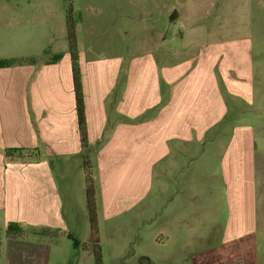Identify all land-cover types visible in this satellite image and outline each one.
I'll return each instance as SVG.
<instances>
[{
	"label": "crops",
	"instance_id": "0c3cea01",
	"mask_svg": "<svg viewBox=\"0 0 264 264\" xmlns=\"http://www.w3.org/2000/svg\"><path fill=\"white\" fill-rule=\"evenodd\" d=\"M142 2L78 5L96 209L100 194L106 215L119 214L120 202L151 194L155 169L162 174L182 153L209 143L220 153L228 204L220 245L209 252L225 251L220 264H248L241 250L251 253L264 242V119L255 128L243 118L255 89L264 94V66L253 64L251 0ZM19 5V17L0 18V62H12L0 66V223L63 237L70 222L58 178L64 184L74 166L82 172L83 156L65 13H59L63 30L54 4ZM5 25L11 27L6 33ZM259 103L256 110L264 111ZM138 169L146 171L141 191ZM208 217L213 231V211ZM87 227V241L75 239L76 250L90 243ZM206 255H194L197 264Z\"/></svg>",
	"mask_w": 264,
	"mask_h": 264
},
{
	"label": "rangeland",
	"instance_id": "374dc122",
	"mask_svg": "<svg viewBox=\"0 0 264 264\" xmlns=\"http://www.w3.org/2000/svg\"><path fill=\"white\" fill-rule=\"evenodd\" d=\"M137 1V4H143L144 0ZM19 4H54L52 11L58 15L59 20V13L66 15L70 8L76 23L82 17L79 4L118 3L117 0H0V18L19 17ZM248 9L249 32L254 45L253 64L264 66V0H251ZM38 12L37 9L32 10V15L38 16ZM97 12L94 10L93 13ZM60 22L64 30L63 16ZM45 24L50 25L47 20ZM3 28L6 33L7 28L11 27L5 25ZM77 34L79 36L78 29ZM260 100L264 102V94L255 89L254 106L249 108L248 116L243 117H248L255 128L264 119V111L256 110L262 107ZM163 165L168 166L169 163ZM65 172L64 184L58 178L62 191L63 216L66 222H70L64 233L83 243L87 241L88 235L83 171L79 173L74 166ZM138 172L137 187L141 191L145 188L146 171L138 169ZM153 173L155 177L151 184V194L148 196L145 192L137 202H120L119 209L122 212L119 214L109 212L106 215L108 211L100 207L103 198L97 195L101 264H197L194 255L205 252L207 255L199 260L200 264L212 258L215 264L224 263L220 259L227 257L224 250L213 254L208 248L220 245L221 230L226 223L228 211L226 183L220 178L218 149L206 143L205 146L187 150L176 159V167H168L162 174L160 167ZM196 211L202 212L203 216L198 219ZM209 211H213V231L209 230ZM5 232L0 223V264H94L90 251L81 247L76 250L73 241L65 235L60 237L48 230L22 228L16 239H8ZM250 250L251 253L249 250H241L245 262L264 264V242L259 241V248L251 247Z\"/></svg>",
	"mask_w": 264,
	"mask_h": 264
},
{
	"label": "trees",
	"instance_id": "16d2710c",
	"mask_svg": "<svg viewBox=\"0 0 264 264\" xmlns=\"http://www.w3.org/2000/svg\"><path fill=\"white\" fill-rule=\"evenodd\" d=\"M76 23L72 17V11L69 8L65 15V32L67 41V53L70 59L73 94L75 102V116L77 129L80 139L82 156V171L84 177L85 207L88 215L90 243L81 246V249L90 251L94 264H101V250L99 246L98 227H97V209L95 203V185L91 173V163L87 153L88 142L85 125V108L83 93L81 87V74L78 62V48L75 32ZM60 55L54 56L52 62H57ZM11 61L0 62V66L10 65ZM5 236L8 239H16L20 234V228L17 224H7ZM73 239L72 237H69ZM79 242L73 239L74 248H78Z\"/></svg>",
	"mask_w": 264,
	"mask_h": 264
}]
</instances>
